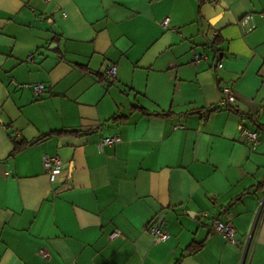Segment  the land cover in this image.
<instances>
[{
  "label": "crops",
  "instance_id": "0c3cea01",
  "mask_svg": "<svg viewBox=\"0 0 264 264\" xmlns=\"http://www.w3.org/2000/svg\"><path fill=\"white\" fill-rule=\"evenodd\" d=\"M261 125L264 0H0V264H264Z\"/></svg>",
  "mask_w": 264,
  "mask_h": 264
},
{
  "label": "built area",
  "instance_id": "2783aa9c",
  "mask_svg": "<svg viewBox=\"0 0 264 264\" xmlns=\"http://www.w3.org/2000/svg\"><path fill=\"white\" fill-rule=\"evenodd\" d=\"M162 26H166L167 20L163 19L160 21ZM238 26L241 29V32L243 34H246L253 30L255 27L253 22V16L251 13H247L244 16H242L238 20ZM217 38V32L215 30L212 31L210 35L211 41H215ZM202 58H205V56L194 54L193 59L195 61H198ZM217 68L222 67V63L218 62L216 65ZM116 67L115 65H111L106 70V75L108 77H114L115 75ZM33 91L35 94L39 95L43 92H45L46 87L43 83H36L32 86ZM222 94L224 96L223 102L224 104H233L235 101V96L233 90L229 86H223ZM241 135L244 136L252 145L258 144V137L257 133L255 131H250L247 128H243L241 130ZM121 141V138L119 136H107L102 138L99 142L96 143V147L98 150H101L104 145H111L113 143H118ZM42 166L43 170L48 176L50 181H55L57 176L62 171V161L58 156H52L48 154H44L42 156ZM213 228L220 234H222L224 237H226L229 241L233 242L234 237V228L232 224L229 221H221V220H215L213 222ZM149 233L153 236L154 240L156 242H163L168 238V233L161 229L159 225L151 224L148 226ZM119 235V231H114L111 233V238H115ZM40 253L43 255V257H47L48 253L46 251L41 250Z\"/></svg>",
  "mask_w": 264,
  "mask_h": 264
},
{
  "label": "trees",
  "instance_id": "16d2710c",
  "mask_svg": "<svg viewBox=\"0 0 264 264\" xmlns=\"http://www.w3.org/2000/svg\"><path fill=\"white\" fill-rule=\"evenodd\" d=\"M217 39V38H216ZM215 39V41H216ZM85 69V68H83ZM99 77L100 80H103V76L102 75H97ZM217 108H219V106L217 107H213L211 110L209 111H212V110H216ZM115 118V117H114ZM260 128H264V125H261L259 126ZM62 132H65V131H53V132H50V133H47L41 137L38 138V141L39 140H42V139H45L47 137H49L51 134H59V133H62ZM70 133H74V132H70ZM31 143H28L26 141H23V140H17V139H13V148L12 150L10 151L9 155H13L15 154L16 152H18L19 150H21L22 148L26 147L27 145H30ZM200 246H190V250L191 251H194V250H197Z\"/></svg>",
  "mask_w": 264,
  "mask_h": 264
}]
</instances>
